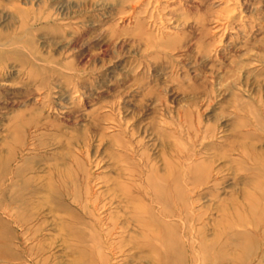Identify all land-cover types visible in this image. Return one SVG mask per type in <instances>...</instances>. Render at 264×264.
Returning <instances> with one entry per match:
<instances>
[{
  "label": "rangeland",
  "instance_id": "obj_1",
  "mask_svg": "<svg viewBox=\"0 0 264 264\" xmlns=\"http://www.w3.org/2000/svg\"><path fill=\"white\" fill-rule=\"evenodd\" d=\"M0 264H264V0H0Z\"/></svg>",
  "mask_w": 264,
  "mask_h": 264
},
{
  "label": "bare ground",
  "instance_id": "obj_2",
  "mask_svg": "<svg viewBox=\"0 0 264 264\" xmlns=\"http://www.w3.org/2000/svg\"><path fill=\"white\" fill-rule=\"evenodd\" d=\"M97 201V200H96ZM93 203H95V201L93 202ZM96 205V204H95ZM80 206V205H79ZM78 210H79V212L81 213V214H83V215H85V214H88L86 211H85V209H86V207L85 206H80L79 208H77ZM161 228V227H160ZM161 231H163V229L161 230ZM160 233V232H159ZM159 233H154L153 234V237H155V238H158V239H160L161 241H163L164 240V238L166 239V237H164V235L165 234H163V235H161V234H159ZM168 235H169V233H168ZM167 235V236H168ZM172 235V234H171ZM171 237V236H170ZM167 240V239H166ZM137 247L138 248H140V249H142L143 247H145L146 248V246H145V244L144 243H140L139 245H137ZM144 248V249H145ZM171 250V249H170ZM172 253V252H171ZM170 253V254H171Z\"/></svg>",
  "mask_w": 264,
  "mask_h": 264
}]
</instances>
